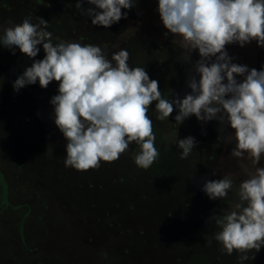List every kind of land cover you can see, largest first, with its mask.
Segmentation results:
<instances>
[{
  "label": "rangeland",
  "instance_id": "rangeland-1",
  "mask_svg": "<svg viewBox=\"0 0 264 264\" xmlns=\"http://www.w3.org/2000/svg\"><path fill=\"white\" fill-rule=\"evenodd\" d=\"M74 4L0 0V28L27 16L34 23L43 18L55 36L100 44L109 57L126 48L129 65L142 64L162 93L183 96L189 91L186 80L193 75L198 53L193 50L188 61L181 59L178 39L164 35L156 0H136L127 17L107 28L92 25ZM82 7L93 6L85 0ZM226 49L237 63L257 70L264 65V48L255 41ZM43 55L42 48L28 58L18 49L0 46V264H238L235 250L228 255L215 240L207 243L217 230L210 216L228 206L225 200L237 198L235 188L225 200H210L201 191L205 180L227 172L237 173V182L244 178L229 154L234 142L225 145L223 138L217 139L230 133L227 124L201 122L190 115L177 125L175 110L168 119L157 120L153 101L148 115L160 154L150 168L134 164V142L118 159L101 162L98 168L66 167V141L49 103L58 81L19 91L11 84ZM175 135H191L197 141L185 159L179 157ZM49 144L52 155L45 152ZM246 255L251 258L239 264H264V246Z\"/></svg>",
  "mask_w": 264,
  "mask_h": 264
},
{
  "label": "clouds",
  "instance_id": "clouds-1",
  "mask_svg": "<svg viewBox=\"0 0 264 264\" xmlns=\"http://www.w3.org/2000/svg\"><path fill=\"white\" fill-rule=\"evenodd\" d=\"M84 2L75 0L77 11L92 25L107 28L127 17L126 10L136 0H86L93 6L88 8L82 7ZM156 12L164 35L178 39L182 60L188 61L193 50L198 53L183 96L171 90L170 95L162 93L142 64L129 65L126 48L109 57L105 46L55 36L48 30L49 21L39 18L34 23L31 16L0 28V46L18 49L28 58L36 57L41 48L44 52L17 75L12 88L19 91L34 83L45 88L58 81L49 103L66 141L63 164L76 170L113 162L133 142L138 146L132 154L134 164L150 168L160 154L148 115L153 101L157 120L168 119L175 110L177 125L190 115L201 122L226 123L230 133L217 139L223 138L225 145L234 142L229 154L244 178L237 182L238 174L227 172L205 180L201 191L210 200H225L235 188L237 198L225 200L228 206L210 216L217 230L207 243L215 240L224 254L235 250L239 264L251 258L246 255L249 250L258 252L264 246V164L258 166L264 158V65L257 70L237 63L226 45L243 47L255 41L264 48V0H156ZM172 139L181 159L197 143L191 135ZM45 152L52 155L50 144Z\"/></svg>",
  "mask_w": 264,
  "mask_h": 264
},
{
  "label": "trees",
  "instance_id": "trees-1",
  "mask_svg": "<svg viewBox=\"0 0 264 264\" xmlns=\"http://www.w3.org/2000/svg\"><path fill=\"white\" fill-rule=\"evenodd\" d=\"M37 1H39V0H37ZM0 183H1V182H0ZM1 185H2V184H1ZM2 187H3V185H2ZM4 188H5V187H3V189H4ZM3 193H4V191H3ZM3 195H4V194H3ZM3 199H4V200L6 199V198H5V195H4V198H3Z\"/></svg>",
  "mask_w": 264,
  "mask_h": 264
}]
</instances>
